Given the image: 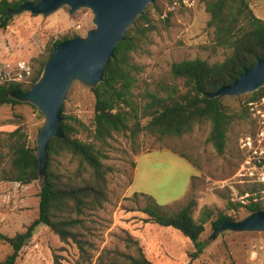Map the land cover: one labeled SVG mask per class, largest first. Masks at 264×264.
I'll list each match as a JSON object with an SVG mask.
<instances>
[{"label": "rangeland", "instance_id": "rangeland-1", "mask_svg": "<svg viewBox=\"0 0 264 264\" xmlns=\"http://www.w3.org/2000/svg\"><path fill=\"white\" fill-rule=\"evenodd\" d=\"M190 1L191 4L185 5L182 0L172 3L155 0L162 9L160 17L150 8L154 29L130 57L136 67L133 99L137 100L140 92L151 88L157 79L168 77L174 61L200 57L213 62L227 53L214 44L212 29L207 25L209 14L203 3ZM249 4L255 15L264 20V0H249ZM92 18L88 7L70 13L68 6H62L47 16L28 11L14 14L8 26L0 29V61L26 60L35 67L48 55L55 40L73 34L85 37L94 27ZM92 88L82 81H72L62 104V115L70 116L68 121L77 128L74 135L86 142L94 141ZM249 95L222 98L228 109L237 110ZM44 121V115L31 104L0 105L1 137L21 126L28 141L34 144ZM249 130L247 122H236L223 153H218L207 141V122L180 136L157 138L146 131L135 136L115 133L105 145L108 157L104 162L111 171L109 202L106 211L101 213L102 225L96 231L100 235V247L120 243L114 234L125 229L138 240L154 264H264V231L225 230L212 237V220L219 214L239 220L249 212L238 203L246 204L251 196L264 202V183H253L237 175L243 159L239 139ZM56 163L67 172L77 166V160L65 153L57 157ZM40 184V179L26 184L0 180L1 233L12 236L23 231L36 217ZM135 192L151 196L170 210L194 200L196 220L200 219L202 210H208L211 217L204 223L200 236L205 241L203 251L191 258L189 253L195 248L188 237L173 227L146 222V214L138 210L146 199L134 197ZM10 249L0 239V260ZM53 252L58 255L57 264H74L78 256L75 244L61 242L46 225L40 224L20 251L17 264H56Z\"/></svg>", "mask_w": 264, "mask_h": 264}, {"label": "trees", "instance_id": "trees-1", "mask_svg": "<svg viewBox=\"0 0 264 264\" xmlns=\"http://www.w3.org/2000/svg\"><path fill=\"white\" fill-rule=\"evenodd\" d=\"M23 1L0 0V29H5L12 18V15H7V11ZM199 1L209 14L207 25L212 29L214 44L227 50L225 56L213 62L200 57L174 61L168 77L157 79L151 88L140 92L137 100L133 99L136 67L130 62L131 53L147 40L154 29L150 8L157 11L158 17L162 15L157 2L149 3L127 29L125 38L116 44L113 56L105 66L104 79L92 88L95 95L94 141L86 142L76 137L74 133L77 128L68 121L71 117L63 115L60 123L63 136H54L48 141L46 168L37 192V215L23 231L12 236L0 232V239L11 247L0 264H17L20 251L40 224L46 225L61 242L76 245L78 256L74 264H154L138 240L125 229L114 234L123 244L122 247L120 243L100 247V235L96 231L97 226L102 225L101 213L106 211L109 202L108 174L111 168L104 162L108 157L105 149L108 139L115 133L135 136L141 131L157 138L180 136L191 132L196 125L207 122V141L218 153H223L232 126L239 120L250 123L246 102L264 95L262 86L250 93L237 110L228 109L221 97L205 96L220 86L232 83L243 70L264 57V20L255 15L249 0ZM74 36L76 34L71 37ZM71 37H63L52 43L48 55L37 66H32L29 83L1 85L0 105L14 107L31 104L19 101L10 92L14 89H29L41 75L54 46ZM1 133L0 180L24 184L38 180L37 143L28 141L21 126L7 132L5 137H1ZM62 153L77 160V166L70 172L61 170L56 163ZM139 196L146 199L145 205L138 208L146 214V222L173 227L188 237L195 248L189 253L191 258L203 251L205 241L200 240V236L204 231V223L211 217L208 210H202L200 219L196 220L193 217L194 200L170 210L145 193H134V197ZM237 205L244 206L249 213L264 209V202L252 196L246 204ZM228 219L234 218L221 213L212 220V227L216 228ZM53 262L59 263L55 252Z\"/></svg>", "mask_w": 264, "mask_h": 264}, {"label": "water", "instance_id": "water-1", "mask_svg": "<svg viewBox=\"0 0 264 264\" xmlns=\"http://www.w3.org/2000/svg\"><path fill=\"white\" fill-rule=\"evenodd\" d=\"M155 0H25L7 11V15L28 11L47 16L62 6L73 13L88 7L94 27L85 37L74 36L57 43L48 56L42 73L29 89H14L10 95L36 106L45 117L37 138L38 174L42 181L46 168L48 141L62 137V104L72 81L79 80L96 87L104 79V69L113 56L116 44L125 38L127 29ZM264 86V57L243 70L230 84L220 86L207 97L239 96ZM225 230L264 231V209L250 212L242 219H228L214 228L212 237Z\"/></svg>", "mask_w": 264, "mask_h": 264}, {"label": "built area", "instance_id": "built-area-1", "mask_svg": "<svg viewBox=\"0 0 264 264\" xmlns=\"http://www.w3.org/2000/svg\"><path fill=\"white\" fill-rule=\"evenodd\" d=\"M182 2L185 5L191 4L190 0ZM32 73V66L26 60L0 61V86L12 82L29 83ZM246 107L250 130L239 139L243 159L237 175L260 184L264 183V95L246 102Z\"/></svg>", "mask_w": 264, "mask_h": 264}]
</instances>
